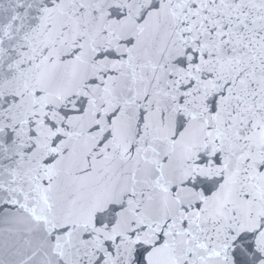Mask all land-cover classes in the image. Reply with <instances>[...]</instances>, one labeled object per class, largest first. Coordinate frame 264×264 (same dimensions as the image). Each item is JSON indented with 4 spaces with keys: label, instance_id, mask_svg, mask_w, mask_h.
Wrapping results in <instances>:
<instances>
[{
    "label": "snow or ice",
    "instance_id": "obj_1",
    "mask_svg": "<svg viewBox=\"0 0 264 264\" xmlns=\"http://www.w3.org/2000/svg\"><path fill=\"white\" fill-rule=\"evenodd\" d=\"M0 264H264V0H0Z\"/></svg>",
    "mask_w": 264,
    "mask_h": 264
}]
</instances>
